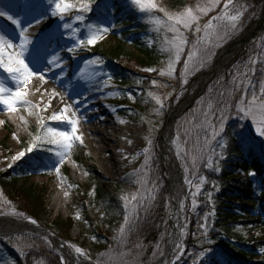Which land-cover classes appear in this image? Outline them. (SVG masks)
Wrapping results in <instances>:
<instances>
[{"label":"rangeland","instance_id":"1","mask_svg":"<svg viewBox=\"0 0 264 264\" xmlns=\"http://www.w3.org/2000/svg\"><path fill=\"white\" fill-rule=\"evenodd\" d=\"M7 1L8 0H0V11H3L4 13L6 12L7 15L16 18V13L18 15L17 17H19L18 8L20 11L23 10L24 14L28 12L24 16L23 26L21 28L27 29V31L24 33L25 36H27L29 33L36 34L34 38L28 37V40L30 41L29 43L37 44L41 39L42 43L38 49L46 51V54L52 50L58 49V47H61V49L57 52L53 51L56 53L53 55L55 60L63 58V60L56 65L65 67L67 69L66 73H73L75 70L78 72L85 71V75H87L89 78L88 84L85 88L87 94L90 92L93 95H98V93L103 95V98L98 99L99 105H101L103 109H107L113 113L114 118H118V120H125L131 125L129 131H127V134L133 140V143L131 144V142H129L127 145L131 146L133 155L125 159L123 158V155H120L119 152L116 151L114 153L117 160L115 163L109 158L108 155L89 148L88 139H90L89 137L91 136L88 137V135L83 134L80 135L79 131L83 132V128L79 127L78 125L77 134L82 137L83 142L81 143L80 141H75L73 143V147L67 153L66 158L62 163L60 162V157L55 155V152L58 149L47 143L36 142L31 153H36V149L41 151V155L39 156L44 160L43 166L45 168L44 170H46L44 172L46 176L31 175L26 179H20L18 181V186H22L24 188L36 187L38 190H40L42 187L40 185H43L47 189V193L44 197V201L46 203V212L43 219L44 225L38 223L41 226L47 228H49L52 222L56 221L58 218L64 221L70 212H76L78 210V208H75L76 202L80 201L81 198L84 197L83 190L88 181L86 167L89 165V158L92 159L93 164L98 168L99 172L111 182H116L129 173H134L138 177L139 181L146 179V184H138L139 189L135 196L137 197V200L140 201V204H149L151 199L145 201L143 197L148 196L149 194L154 195V193H156L158 188L157 176H160L162 181L165 182L163 177L164 175H162L160 170V162L158 159L157 150L158 136L164 125L161 120H164V116L166 119L171 104L177 103L184 97V89L190 79H192V77H194L200 71L207 69L213 63L219 51L236 36L238 37L252 20L260 16L262 7L264 5V0H233V5L235 7L232 8L230 14H234L237 10L243 11V15L238 23L237 30L230 32L223 39H213L211 45L208 44V40L204 37L203 31L197 33L194 30V37L190 39L189 35L187 34L188 30L181 29V31L184 32L188 43L184 46L183 51L180 53L179 61L174 65L175 71L172 76H161L160 71L165 70L170 60L175 59L174 52H169L167 50V45L164 43L165 36L171 39L174 34L172 32H168L166 26H157L151 22L154 19H160L166 24L167 18L164 16L163 12L155 10L151 13L141 12L137 6L132 4L131 0H128L130 5L142 13L144 18L149 22L151 31L154 33L148 34V36H143V43L146 45H150L151 41L155 44L158 43V45L161 47L163 55L166 57L165 67L159 70V75L164 78V81L162 80V87L154 91V93H157L154 96H159L161 98L163 108L156 104L152 96L146 94V100L150 101L152 105L156 107L155 111L157 113V118L152 119V121H146L144 117H139L138 119L135 118L134 115L136 113L132 110H119V108L116 106L118 100L120 99V93L117 90L116 84L114 82H110L107 79L103 80L101 78L103 76L102 65L98 63L99 58L91 51H101L102 48H112L119 42V40L116 39L115 35L112 33V29L114 27L112 25L111 19L105 17L104 19L97 21L96 25L94 22L89 20L88 15L91 8L89 5L90 0H71V2L75 5V8L72 11L64 13L63 16H61L59 13L57 15L52 14L53 11H55L54 2L49 3V0H34L32 3V0H15L14 7H10L15 13H13L14 15H11L9 12L5 11L8 10L6 8L7 5L9 8L11 3H9V1L7 3ZM155 2L159 6V0H155ZM225 2L226 0H220V4L215 9L210 11L206 16L201 17V19H205L204 24L212 20V17L221 13L223 4ZM201 3H207V0H203ZM82 4H86L88 9L85 11H77L76 9L80 8ZM1 17L2 16H0V32L5 34L8 26L6 27V23ZM78 17H82V19H77ZM37 20H39L38 23L36 22ZM215 23L217 22L213 21V24ZM224 23H227V21H224ZM65 25H67V27H65ZM102 28H107L108 31L103 32L100 35L95 45L88 46L85 44L84 46H77V38L86 40L91 32ZM20 31L21 29L15 31L14 36L11 38L13 42L16 40V38H20ZM51 38L54 39V42L51 41ZM198 39L200 40L199 43H197ZM194 46L195 48L208 47L210 52L213 54L210 56V59L207 61V63H205L198 70H195L196 58L194 57V60L189 62V69L186 72L184 64L188 59V54L194 51ZM92 47H94V49L91 50ZM127 48L132 52H135L134 49L129 46H127ZM68 49H72V51L70 52ZM184 52H186V56L184 55ZM182 55L184 61L176 81V86L177 84L181 85V88L177 93H175L174 99H172V91L170 89H172L174 85L169 87L166 84V80H170L178 70ZM249 58H252L258 62L248 65L247 68H245L246 62L249 60ZM91 61H95V63H90ZM33 62L35 64V68H37L34 70L37 75L33 76L32 78H40L42 75L44 78H47L45 81L49 82V84H46L43 88H40L37 84L35 85L29 83L26 89H22L23 91L27 92L25 99L29 101L31 105L35 106L31 109V114H29V110L25 107H20L16 112H9L6 110L4 105L0 104V172L8 171L11 168L8 167L9 164L13 166L29 155L26 150L30 145L33 144L34 137L37 136L35 132L36 129H38L41 133L40 136L43 135V129L41 128L40 119H38V117L42 118L45 128L51 126L62 131H70L71 126L66 122L52 121L50 119L54 113H59L61 110L65 109L66 103L64 102L57 105V98L52 96L50 97L47 93L49 88L52 87V84L50 83L62 80L64 78V72L54 73L55 68L50 69L44 65V63L42 64L36 60ZM237 69H252L254 70L255 74L253 75L252 72L249 71V76L246 80H244L242 83L237 81V83L233 85L232 78ZM50 75L52 76L53 82H50V79H48V76ZM185 80L187 83H184ZM262 82H264V30L259 35V37L256 38L255 41L247 48L245 53L239 57L237 61H235V63H233L230 67L224 69L222 73H220L205 88L203 93L197 97L192 107L177 120L179 121L184 117V121L180 123V130H178L177 133V135H179L178 140L177 136H175L173 128V136L171 138L170 146L175 154V157L177 158V161L180 164L178 165L181 166L180 168L182 169L181 172L183 176V182L186 189V194L181 204L183 205L181 211L183 213L184 220L187 218L190 207L192 209L196 204L197 196L200 193L205 181L204 178L199 179L196 178L195 175V171L201 166L199 155L194 157V159L189 157L190 151L194 146V137L196 138L200 131L207 133L208 136L205 139L208 141L207 146H210V142H218L221 140V136L226 126L232 125L236 127L237 134L239 133L240 135H245L250 130V134L264 141V136L257 133L258 125H254L250 117H244L243 114L238 112L236 109V106L240 104L241 100L250 99L253 92L259 96ZM0 83L3 84L5 89H11L13 92L18 87L17 82L12 78V75L4 71L2 67H0ZM135 85L139 86L140 84L139 82H136ZM233 88L236 90L233 91ZM221 93H224V95L222 96ZM8 95L9 93L6 91L4 96L7 97ZM132 100L129 99L130 102ZM126 101L128 102L127 99ZM209 103L212 104L211 109L208 108ZM226 104L227 107H225ZM122 111L129 113V115L127 117L118 116L117 114ZM204 112L210 113L207 118V122H205V117L202 115ZM66 114L70 117L68 112ZM221 117H223V120H221ZM221 122H223L224 126L222 132H220ZM6 123L8 126H6ZM147 123H153V125L148 126ZM157 123L163 124L159 127ZM117 124L118 123H115L113 125L114 128H116ZM118 125L125 127L121 123ZM213 131L219 133V135H216L215 138H213ZM149 139L151 140L150 145L148 143ZM146 148L149 149L147 165H145L146 157L144 154V150ZM21 151H25L26 155L19 160L13 161V157ZM178 152L179 155L177 154ZM76 153H81L82 156L87 159L85 163L80 164L78 162L75 163L72 161L71 158H73ZM193 161H195V163H193ZM57 166L59 167V173L55 171ZM59 184H63L64 189L60 190L58 188ZM164 184H166V182ZM153 185H155L154 190ZM58 195L61 198H59L58 202L55 204L54 199ZM64 195H67V197H64ZM188 197H190L191 204H189ZM125 206L126 207H124V210L127 208L133 213H136L142 208L137 205L136 201L132 200L128 205ZM8 211V206L3 203L0 198V213H3L0 215V220H4L5 218V220H7V218L15 221L18 220V218L13 217L12 215L4 214ZM85 212L90 216L94 223L99 226V230L103 235L109 231L108 234L110 237H117V232L121 230L122 226H125V218H123L122 223H119L117 229H113L109 228L106 224L103 225L101 223L102 215H97L93 208H88ZM78 213L79 212L77 211L76 214L79 215ZM240 220L244 224L236 226L232 232L231 241L233 243L237 242L238 245L252 246L255 248V251H250V255H252L254 258L249 259L248 257V261L254 262L264 258V218L260 219V217L254 213L253 216L243 214V216L240 217ZM92 230L93 225L91 222L82 221L79 224L72 226L68 233L70 245L73 247V249L75 250V247L81 248L83 252L86 253L85 257H87L89 260H92L89 258V255L92 253V251L87 249L90 246L89 242H87V239L90 236ZM184 234L185 228L183 230V236ZM21 236H37L40 238H45L49 242L51 249L60 258H62L61 255L54 249L51 241H49L46 237H42L43 235L26 233L9 238L2 237L0 240L4 243L14 242L12 243L13 245L17 244L18 242L16 241L20 240L16 247L17 249L22 246V242L24 243V241L20 239ZM84 243L85 246L83 245ZM100 249L101 251H99L97 254V258H99L101 262H95L96 264H140V260H142L141 257L144 256L143 253H139L133 256V260H127L126 255L123 254L121 250H113L109 247V245L101 246ZM210 252V250H206L204 252L193 253L190 256L185 257L184 262H180L178 264H210V255L212 254V252ZM219 262L220 264H226L222 259H220Z\"/></svg>","mask_w":264,"mask_h":264},{"label":"trees","instance_id":"2","mask_svg":"<svg viewBox=\"0 0 264 264\" xmlns=\"http://www.w3.org/2000/svg\"><path fill=\"white\" fill-rule=\"evenodd\" d=\"M197 2L198 0H159V6L171 12L194 6ZM89 5L90 18L95 22L105 17L111 19L114 27L112 33L119 40L112 48L91 51L103 64L106 78L118 87L121 99L118 100V106L123 107L125 111H134V117L137 119L144 117L146 121H152L157 118L156 107L146 100L145 95L150 92L156 95L154 91L162 87L164 78L159 75V70L165 67L166 57L158 43H143V36L154 34L149 22L128 3V0H90ZM204 23L205 19H200L201 27ZM195 27L193 25L192 29L187 31L190 39L194 37ZM184 55L186 56V52ZM183 61L182 55L178 70L170 80H166L169 87L174 85L170 89L172 99L181 88V85L176 86V81ZM153 81L157 82L155 86ZM136 82L140 85L136 86ZM129 99L133 100L130 102ZM125 111L123 115L127 117L129 113ZM183 121L184 117L175 123V136ZM157 124L160 127L163 123ZM207 136V133L200 131L196 138L194 137V146L189 155L193 159L199 155L201 166L197 168L195 175L205 181L196 204L188 211L182 243L183 253L178 263L184 262L185 257L193 253L210 250V264H220V259L226 264H264V258L254 262L248 261V257L254 258L250 255V251H255L254 247L238 245L237 242L231 241L236 226L244 224L240 220L243 214L253 216L256 213L260 219L264 218V141L250 134V130L245 135L237 134L236 127L232 125L226 126L221 140L210 142V146H207ZM28 154L8 171L0 172V198L9 208L4 214L11 215L10 213L15 211L22 214L12 215L18 220L27 217L44 225V197L47 189L43 185H40V190L36 187L18 186L20 179L31 175L46 176L40 152ZM72 160L83 164L87 159L81 153H76ZM88 161V181L83 190L84 197L76 202L75 206L79 215L76 214L77 211L70 212L64 221L58 218L49 228L70 243V228L82 221H89L93 230L89 240L87 239L90 245L87 249L92 251L89 258L94 262H101L97 258L100 247L109 245L113 250H121L127 260H133L134 255L143 253L140 264H151L163 251L170 214L169 194L161 177L157 176L155 199L150 200L149 204L144 203V207L134 216L130 209L124 210V207L139 189L138 177L129 173L122 179L111 182L99 172L92 159L89 158ZM188 200L191 204L190 197ZM88 208H93L97 215H102L101 223L113 229H117L123 218L128 216L131 231H125L121 236L119 230L117 237L113 238L109 236V231L103 235L99 226L85 212ZM77 216L81 218L80 221ZM20 239L24 243L17 249L20 240L16 241L18 243L15 245L12 244L14 242L4 243L0 240V264H62L61 258L51 249L45 238L21 236ZM83 245L85 246V243Z\"/></svg>","mask_w":264,"mask_h":264},{"label":"bare ground","instance_id":"3","mask_svg":"<svg viewBox=\"0 0 264 264\" xmlns=\"http://www.w3.org/2000/svg\"><path fill=\"white\" fill-rule=\"evenodd\" d=\"M10 6L5 10L9 12L11 15H14V11L11 8L14 7L15 0H8ZM7 1V3H8ZM31 1V0H30ZM34 0L31 1V3ZM11 7V8H10ZM20 7V6H19ZM24 11H20L18 8V15L15 13L16 18L20 21L21 27L23 26V19L25 14ZM6 13V12H5ZM10 15H3L1 18L6 23L5 36L11 39L15 31H18L20 28H17L15 24L12 23L11 20L8 19ZM38 25V24H36ZM10 27V28H9ZM264 30V5L262 7V11L259 17H256L254 20L250 22V24L246 27V29L233 40L232 44L226 48H223L217 54L213 63L205 69L203 72L198 74L186 87L185 94L182 99H180L177 103H172L167 114V122L164 125L160 135L157 140V150H158V159L160 162V170L164 175V179L166 181L168 191L171 199V214L169 217V227H168V235L165 240V247L163 251V256L159 264H169L171 259L178 256L179 247L183 230L185 228V220L183 218V213L181 211V204L183 198L186 194L185 185L182 179L179 177V172L175 167L173 162V158L171 156L170 144H171V126L176 117L181 114V112L186 108L187 104L194 97L199 89L202 88L203 84L206 81H209L214 76H218L224 69L230 67L239 57H241L247 48L255 41L256 38ZM29 35V36H28ZM26 37H32L36 34L29 33ZM40 36V35H39ZM38 38V37H36ZM51 41L54 42V39L51 38ZM13 42V40H12ZM16 44V42H13ZM19 45V44H18ZM17 45V46H18ZM39 44H33L32 47L36 48ZM18 48V47H16ZM19 49V48H18ZM61 47H58L56 50L58 51ZM17 51L13 52V49H6L4 53V59L7 63L8 56L12 55L15 57ZM30 54L29 51H25L24 57ZM24 57H22L24 59ZM27 65L31 70H35L34 60L24 59ZM63 58L59 60L56 59L52 62V67L55 68L54 73L64 72V78L60 81H54L52 76H48L50 79V83L52 87L47 91L48 95L51 97L57 98L56 104L66 103L65 108L68 109V114L71 118L76 119L78 121V126L83 128V132H80V135H88L91 136L88 139L89 148H92L96 151H99L102 154L108 155L114 163L117 161L115 152H119L120 155H123V158L131 157L133 155L131 146L127 145V143H133V140L127 134V131L130 129V123H127L125 120H118V118L113 117V113H111L107 109H103L101 105L98 103L99 98H103V95L98 93V95H93L90 92H86L85 88L88 84L89 78L85 75V71H77L75 70L73 73H66L67 69L65 67H61L60 65H56ZM40 80V78H31L32 84H37L40 88H43L49 82ZM49 81V80H48ZM73 113L75 115L73 116ZM118 116L123 115V113L117 114ZM122 124L125 127H122L117 124L116 128H114V124ZM131 132V131H130ZM122 159V158H121ZM58 188L60 190L64 189L63 184H59ZM67 197V195H64ZM61 198L59 195L54 199V203L56 204ZM34 233V234H42L44 236H49L51 242L53 244L54 249L61 255L65 264H90L87 261L83 260L82 257L77 256L71 248L63 243L58 237H54L49 235V232L44 228L40 227L38 223L32 224L28 221H23L19 223H15L9 219L0 220V236H4L11 233Z\"/></svg>","mask_w":264,"mask_h":264},{"label":"snow or ice","instance_id":"4","mask_svg":"<svg viewBox=\"0 0 264 264\" xmlns=\"http://www.w3.org/2000/svg\"><path fill=\"white\" fill-rule=\"evenodd\" d=\"M54 2L55 11H53V15H57L58 13L63 16L64 13L72 11L75 8V5L71 2V0H49V3ZM132 4L137 6L139 11L141 12H147L151 13L154 10L163 12L164 16L167 18V22L165 24L164 21H161L160 19H154L151 22L156 24L157 26H166L168 32H172L174 35L171 39H169L167 36H165L164 43L167 45V50L169 52H174L175 59L170 60L167 68L165 70L160 71L161 76H172V74L175 71L174 65L176 62L179 61L180 53L183 51L184 46L188 43L187 38L184 35V32L181 31V29L184 30H190L192 29L193 25H195V31L197 33H200L201 31L204 32V37L207 38L208 44L211 45L213 39L220 40L226 37L230 32H234L237 30L238 23L243 15V11L237 10L234 14H230V11L235 6L233 5V0H226V2L223 4V9L221 13L217 16L212 17V20H210L208 23L204 24L202 27L199 24V21L202 16H206L210 11L215 9L219 4L220 0H207V3H200L199 0L194 6H186L182 10L177 11H167L163 7H159L155 0H131ZM88 9V6L86 4H82L80 8H77V11H85ZM6 15L3 11H0V16ZM8 19L12 21L13 24L16 25L17 28H20V43L19 45H14L11 39L7 38L5 34L0 32V67L4 69V71L8 72L10 75H12V78L17 82V89L13 92L11 89H5L3 84L0 83V104L4 105L6 110L9 112H16L19 110L20 107H25L29 110V114H31V109L35 106L31 105L29 101L25 99L27 96V92L23 91L22 89H26L28 84L31 82V78L37 73H35L33 70L29 68L25 60L22 58L24 56V53L26 51V45L30 41L27 39V37L24 35V33L27 31L26 28H21L20 21L17 19H13L12 16H8ZM77 19H82V17H78ZM213 21H216L217 23L213 24ZM224 21H227V23H224ZM37 23L39 20L36 21ZM67 27V25H65ZM107 28H102L97 31L91 32L90 35L87 37V39H79L77 38V46H84L85 44L88 46H93L99 39L100 35L103 32H107ZM200 40L198 39L197 43H199ZM18 47L19 51L16 52L15 57L12 55L8 56L7 63H5L4 60V53L6 49H14ZM68 51H72V49H68ZM213 53L210 52V49L208 47L203 48H195L194 51L190 52L188 54V59L185 61L184 68L187 72L189 69V62H192L194 60V57L196 58V68L195 70H198L200 67H202L207 61L210 59V56ZM258 61L253 60L252 58H249V60L246 62L245 68H247L248 65H252L257 63ZM51 63V61H50ZM90 63H95V61H91ZM146 71H155V69H146ZM249 71L252 72L254 75L255 72L252 69L249 70H242L237 69L233 75L232 83L235 85L237 81L243 82L246 80L249 76ZM40 79L43 80L44 77L41 75ZM153 85H156V81L152 82ZM184 83H187L185 80ZM236 89L233 88V91ZM8 92L9 95L7 97L4 96L5 92ZM150 96L153 97L156 104L159 105L161 108H163V104L161 101V98L159 96H154L151 92L149 93ZM223 96L224 93H221ZM227 107V104L225 105ZM208 108H212V104H208ZM236 109L238 112L242 113L244 117L248 118L250 117L252 119V122L254 125H258L257 127V133L259 135L264 136V82L261 83L260 86V92L259 96L255 92L251 95L250 99L247 100H241L240 104L236 106ZM68 112V109L65 108L61 110L59 113H54L51 116L52 121H58V122H66L68 125H70V131H62L54 127H46L43 124L42 118L40 119L41 128L43 129V135L42 136H36L34 137L33 144L30 145L27 148V152L30 153L33 151L36 142L40 143H47L50 145H53L56 149H58L55 152V155L57 157H60V162L62 163L63 160L66 158L67 153L71 150L73 147V143L75 141L83 142L82 137L77 134L78 128V121L76 119H73L69 117L66 113ZM75 113H73V116ZM202 115L205 117V122H207V118L210 115L209 112H204ZM221 120H223V117H221ZM223 122L220 124V132L223 131ZM187 134V132H186ZM216 135H219L218 132L213 131V138H215ZM179 139V135H177V140ZM149 145L151 144V140H148ZM149 153V149L146 148L144 150L145 154V165H147L148 160L147 156ZM179 155V152L177 153ZM187 154V153H186ZM26 155L25 151L19 152L16 156L13 157V161L19 160L23 158ZM195 163V161H193ZM210 166V165H209ZM8 167H12L11 164L8 165ZM55 171L59 173V167L57 166L55 168ZM142 171V170H141ZM203 182V181H202ZM141 185H144L147 183L146 179H142L139 181ZM155 189V185H153V190ZM145 201L151 199L154 200L155 196L152 194H149L148 196L143 197ZM132 201H136L137 205L140 207H144V205L140 204V201L137 200V197L133 195L131 197ZM183 205H181V208ZM13 216L16 215H22L20 213H16L15 211H12L10 213ZM135 216V212L133 213ZM25 219L28 220L29 223L36 224L37 222L35 220H32L31 218L25 217ZM77 219L79 217L77 216ZM125 231H131V226H129V218L128 216H125V226L121 227L120 234L121 236L125 233ZM179 247V245H177ZM75 252L78 253L81 256H86V253L83 252V250L79 247H75ZM62 264H63V258H61Z\"/></svg>","mask_w":264,"mask_h":264},{"label":"water","instance_id":"5","mask_svg":"<svg viewBox=\"0 0 264 264\" xmlns=\"http://www.w3.org/2000/svg\"><path fill=\"white\" fill-rule=\"evenodd\" d=\"M232 43H230L229 45H231ZM228 45V46H229ZM227 46V47H228ZM212 80V78L208 81V82H210ZM203 90V87H202V89H200V90H198V94H200L201 93V91ZM197 94V95H198ZM197 96L195 95L193 98H192V100H191V102H190V104L189 105H187L186 106V108L183 110V112L186 110V109H188L189 107H190V105L192 104V102L194 101V99L196 98ZM172 158H173V162H174V164H175V167H176V165H177V163H176V160H175V158H174V155H173V153H172ZM177 169V168H176ZM179 172V171H178ZM179 177H180V179H181V174H180V172H179ZM46 231H48L49 232V235H52V236H54V237H57V236H55L51 231H49L48 229H46ZM62 241V240H61ZM63 242V241H62ZM179 251H180V249H179ZM76 254V253H75ZM77 255V254H76ZM174 259L175 258H173V259H171V261H170V263L169 264H173L174 263ZM84 260L85 261H87L85 258H84ZM160 260H161V258L159 259V260H157L154 264H158L159 262H160ZM88 263H90V264H94V263H92V262H90V261H87Z\"/></svg>","mask_w":264,"mask_h":264}]
</instances>
